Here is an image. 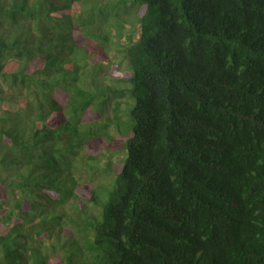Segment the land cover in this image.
Masks as SVG:
<instances>
[{
    "label": "trees",
    "instance_id": "trees-1",
    "mask_svg": "<svg viewBox=\"0 0 264 264\" xmlns=\"http://www.w3.org/2000/svg\"><path fill=\"white\" fill-rule=\"evenodd\" d=\"M0 264H264V0H0Z\"/></svg>",
    "mask_w": 264,
    "mask_h": 264
},
{
    "label": "rangeland",
    "instance_id": "rangeland-1",
    "mask_svg": "<svg viewBox=\"0 0 264 264\" xmlns=\"http://www.w3.org/2000/svg\"><path fill=\"white\" fill-rule=\"evenodd\" d=\"M82 40V39H81ZM84 40L85 39H83V41H82V43L84 42ZM112 40H113V42L115 43L107 52H103V54H105V58H106V60H109V63H108V65L106 66V65H104L107 69H109V71H110V74L111 75H113V72H118V74H117V76H121V75H123L124 73H125V71H124V65H120L119 66V69L117 68V65H116V61H115V58H117L118 56H120L121 55V53L120 52H118V50H117V48H118V46H120V44H122V42H123V40H118V39H116L115 37L114 38H112ZM97 42L96 41H90V40H88L87 42H85V44H88V49L89 48H92L93 47V45H97L96 44ZM96 54H98V52H96ZM106 60H104L103 62H107ZM98 118V114L96 113V112H93V111H91V110H87L86 112H84L83 113V115H82V121L84 122V123H88V122H90V121H94V120H96ZM100 120V119H99ZM98 121V120H97ZM100 140L99 139H92V140H89V141H87L86 142V152L88 153V154H90V155H92V154H95L97 151H98V149H99V147L97 146V144H98V142H99ZM98 157H100V155H98ZM98 157H96V158H98ZM92 163H94V161H92ZM103 165V164H102ZM93 185L90 183V184H88L87 185V188L86 187H83V189L81 190V192H80V194L82 195L81 196V199L83 198V196H85V195H88V188L90 187H92ZM80 199V200H81Z\"/></svg>",
    "mask_w": 264,
    "mask_h": 264
}]
</instances>
